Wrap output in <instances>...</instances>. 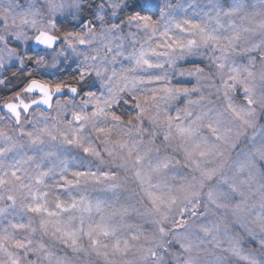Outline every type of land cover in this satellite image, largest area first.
Returning <instances> with one entry per match:
<instances>
[{
    "label": "clouds",
    "instance_id": "clouds-1",
    "mask_svg": "<svg viewBox=\"0 0 264 264\" xmlns=\"http://www.w3.org/2000/svg\"><path fill=\"white\" fill-rule=\"evenodd\" d=\"M0 264H264V0H0Z\"/></svg>",
    "mask_w": 264,
    "mask_h": 264
}]
</instances>
